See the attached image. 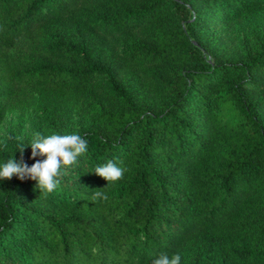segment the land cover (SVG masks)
<instances>
[{"label":"trees","instance_id":"obj_1","mask_svg":"<svg viewBox=\"0 0 264 264\" xmlns=\"http://www.w3.org/2000/svg\"><path fill=\"white\" fill-rule=\"evenodd\" d=\"M84 12L94 18L95 40L134 37L127 54L150 66L157 108L135 100L100 58L75 62L70 39H44L56 20ZM196 22L186 0H0V120L21 86L37 79L66 108L92 117L76 133L88 150L62 167L55 191L16 176L0 183V264H152L161 253L195 264H260L264 46L240 61L186 67L201 52ZM21 43L32 57L54 59L50 71L17 75L8 50ZM101 73L122 101L108 92L95 100ZM230 75L240 76L217 92ZM31 157H23L29 166L46 159ZM108 160L127 168L123 179L108 184L95 173Z\"/></svg>","mask_w":264,"mask_h":264},{"label":"rangeland","instance_id":"obj_2","mask_svg":"<svg viewBox=\"0 0 264 264\" xmlns=\"http://www.w3.org/2000/svg\"><path fill=\"white\" fill-rule=\"evenodd\" d=\"M186 1L192 13L197 16V22L192 28L200 36V41L197 42L201 48L200 54L187 62L186 67L207 66L210 62L240 61L264 46V0ZM83 14L85 16L77 20L68 22L67 19L56 20L52 26L50 25L44 39L54 35L70 39L78 48V52L74 54L75 62L84 66L100 58L135 100L157 108L158 98L151 88V82L155 77L150 66L135 63L127 54L134 37L104 34L95 40L94 18H88L89 13ZM176 16L183 26H188L185 17ZM66 22L68 28L63 26ZM8 55L10 65L17 75L39 67L50 71L49 65L55 63L54 59L30 56L25 43L8 50ZM69 59L72 60L71 57ZM98 76L102 85L95 94L96 101L108 92L106 81L108 76L104 73ZM239 76L230 75L221 79L217 92L227 89L229 82L236 81ZM108 93L122 101L115 91L109 89ZM62 102L61 95L44 80L37 79L21 86L12 105L0 120V165L14 156L17 161L21 159V153L17 151V145L20 143L25 146L23 157L32 150L29 144L35 133L42 136L76 134L90 125L92 117L86 111L66 108ZM3 180L0 179V183ZM257 257L260 264H264V254L258 253ZM180 264L195 263L191 258L185 257L181 259Z\"/></svg>","mask_w":264,"mask_h":264},{"label":"clouds","instance_id":"obj_3","mask_svg":"<svg viewBox=\"0 0 264 264\" xmlns=\"http://www.w3.org/2000/svg\"><path fill=\"white\" fill-rule=\"evenodd\" d=\"M29 145L32 149V159H36L37 156L46 157V159L36 160L32 166H29L22 158L25 146L20 143L17 145V151L21 153V159L17 161L14 156L0 165V179L11 180L13 176L20 180L32 179L37 181L40 191L48 193L59 187V177L63 174L62 167L76 164L78 157L88 150L87 139L75 133L48 136L35 133ZM94 171L98 176L107 180L109 184V182L123 179L127 168H122L113 160H108L105 164L97 166ZM93 196L104 200L108 198L102 191L94 192ZM180 261L181 255L179 253L171 256L167 253H161L152 260V264H180Z\"/></svg>","mask_w":264,"mask_h":264}]
</instances>
